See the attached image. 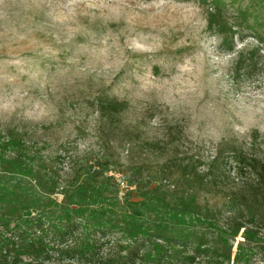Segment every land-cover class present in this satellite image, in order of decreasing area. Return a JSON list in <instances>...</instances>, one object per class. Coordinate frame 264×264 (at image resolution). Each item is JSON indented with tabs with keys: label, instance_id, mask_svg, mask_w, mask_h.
Returning <instances> with one entry per match:
<instances>
[{
	"label": "rangeland",
	"instance_id": "374dc122",
	"mask_svg": "<svg viewBox=\"0 0 264 264\" xmlns=\"http://www.w3.org/2000/svg\"><path fill=\"white\" fill-rule=\"evenodd\" d=\"M202 1L0 0V129L22 130L43 168L58 177L59 203L75 182L101 170L113 177L115 210L137 214L169 160L175 174L163 182L167 186L178 181L177 165L203 172L219 149L252 148L264 157L259 0H224L230 16L254 7V29L239 27L234 52L221 50L207 30L210 5ZM254 47V69L236 73L237 53ZM102 95L129 103L118 125L100 121L95 100ZM230 156L226 152L215 180L197 194L201 204L221 211L222 221L228 198L254 178L249 171L238 174ZM118 181L131 191L121 192ZM124 240L115 232L102 255L118 251ZM232 243L236 264L238 246L247 240L241 232ZM263 256L256 249L248 264H264ZM51 264L68 261L55 257Z\"/></svg>",
	"mask_w": 264,
	"mask_h": 264
},
{
	"label": "trees",
	"instance_id": "16d2710c",
	"mask_svg": "<svg viewBox=\"0 0 264 264\" xmlns=\"http://www.w3.org/2000/svg\"><path fill=\"white\" fill-rule=\"evenodd\" d=\"M202 2L210 5L204 12L207 30L219 38L221 50L234 52L239 27L254 29L250 25L254 7L240 8L237 16H230L224 0ZM258 8L264 18V0H259ZM258 51L255 47L240 50L234 71L250 74ZM95 105L107 127L118 125L129 109L128 102L109 95L97 97ZM226 152L238 166V174L249 171L254 178L228 198L229 212L222 221L221 211L201 204L197 194L215 180ZM177 167L178 181L170 186L163 184L169 174H175L170 160L160 167V183L144 193L137 214L115 210L118 192L113 191V177L101 170L85 182H75L59 203L54 199L58 177L43 168L22 130L1 128L0 264H51L55 257L68 264H231L232 241L241 232L247 243L238 246L236 264L250 263L256 249L264 253L260 236L264 212L261 218L255 216L264 208V157L252 148L231 147L219 149L203 172L189 163ZM118 231L124 244L119 242L118 251L113 248L102 255Z\"/></svg>",
	"mask_w": 264,
	"mask_h": 264
},
{
	"label": "built area",
	"instance_id": "2783aa9c",
	"mask_svg": "<svg viewBox=\"0 0 264 264\" xmlns=\"http://www.w3.org/2000/svg\"><path fill=\"white\" fill-rule=\"evenodd\" d=\"M118 186L121 192H124V194H127L130 192L131 188H129L128 184L125 181H118Z\"/></svg>",
	"mask_w": 264,
	"mask_h": 264
}]
</instances>
